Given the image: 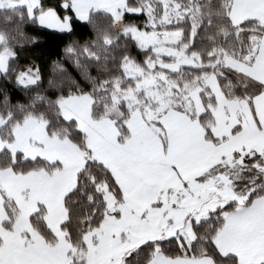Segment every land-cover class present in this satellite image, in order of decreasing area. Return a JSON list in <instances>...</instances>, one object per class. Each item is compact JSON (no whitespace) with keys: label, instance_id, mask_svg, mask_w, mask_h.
<instances>
[{"label":"snow or ice","instance_id":"snow-or-ice-1","mask_svg":"<svg viewBox=\"0 0 264 264\" xmlns=\"http://www.w3.org/2000/svg\"><path fill=\"white\" fill-rule=\"evenodd\" d=\"M0 264H264V0H0Z\"/></svg>","mask_w":264,"mask_h":264},{"label":"trees","instance_id":"trees-1","mask_svg":"<svg viewBox=\"0 0 264 264\" xmlns=\"http://www.w3.org/2000/svg\"><path fill=\"white\" fill-rule=\"evenodd\" d=\"M82 31V30H81Z\"/></svg>","mask_w":264,"mask_h":264}]
</instances>
